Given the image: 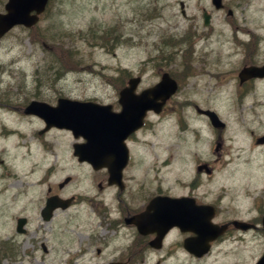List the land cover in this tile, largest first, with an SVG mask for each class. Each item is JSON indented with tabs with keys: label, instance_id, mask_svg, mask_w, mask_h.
<instances>
[{
	"label": "rangeland",
	"instance_id": "374dc122",
	"mask_svg": "<svg viewBox=\"0 0 264 264\" xmlns=\"http://www.w3.org/2000/svg\"><path fill=\"white\" fill-rule=\"evenodd\" d=\"M6 1L0 0V11ZM180 1L185 2L186 15ZM223 3L233 10L232 17L217 10L211 0H51L34 30L35 38L33 29L18 26L0 41V149L7 144L0 153V264H40L39 256L44 264H68L80 247L76 231L88 227L90 210L80 204L59 211L49 224L37 228L48 182L73 176L75 185L68 193L83 190L87 169L72 154V145L79 140L57 130L39 137L42 121L24 117L17 109L36 97L54 102L60 95L119 105L115 87L132 75H141L140 88H146L167 71L180 87L165 112L150 116L149 129L138 134L129 174L152 183L162 181L177 193L183 192L182 183L190 187L200 177L198 192L205 201L218 202L219 219L264 214V145L255 141L264 132V84H258L255 98L252 91L240 98L234 82L218 83L207 74L232 75L240 58L234 49L250 37L241 33L258 35L264 60V0ZM204 9L213 18L210 39L202 36L208 31ZM193 31V43L184 54L188 44L180 38ZM106 32L117 37L103 45L98 39ZM59 45L60 54L71 56L73 66L56 61ZM194 104L216 111L227 124L226 131L215 130L196 113ZM14 131L20 135L18 141L26 142L21 152L8 138ZM219 134L223 151L217 165ZM199 162L215 165L212 177L197 173ZM21 216L29 219V231L39 230L37 238L49 250L39 248L36 262L24 258V239L11 228ZM6 240L15 249L13 257L3 254ZM246 245L250 257L244 260L253 264L263 252L262 237L253 233ZM224 249V255L211 257L215 264L244 255L234 256L232 245Z\"/></svg>",
	"mask_w": 264,
	"mask_h": 264
},
{
	"label": "flooded vegetation",
	"instance_id": "af4514ba",
	"mask_svg": "<svg viewBox=\"0 0 264 264\" xmlns=\"http://www.w3.org/2000/svg\"><path fill=\"white\" fill-rule=\"evenodd\" d=\"M239 35L250 37L247 40L241 39L243 42L236 45L238 50L234 49L233 53L240 55V58L236 62V70L232 75L217 74L215 72H207V74L218 83L234 82L237 87L236 96L244 98L249 94V91H252V96L255 98L258 96V84H264V77H253L243 81L239 79V72L246 66L264 64V60L259 56L258 51V49L261 51L260 38L256 34L241 33ZM212 36L213 33L210 31L203 34L206 39H210ZM147 124L148 122L140 131L130 135L126 140L129 161L123 169L120 182L110 184L108 169L96 170L90 163L78 161L87 169L88 181L83 190L77 189L68 193V190L75 185L73 176L67 181L68 177H63L58 182L53 181L48 184L45 192L46 198L54 195H59L65 199L72 197V206H76L82 201V198H85L86 206L90 208L87 213L88 227L76 231L80 247L77 252L71 255V261H67V263L79 264L83 261L86 264H215L211 257L218 258L219 255H224V247L232 245L233 250L235 249L234 256L235 252H244V255L230 261H224L221 264H247L244 259L250 257L249 253H245L249 248H247L248 245L246 247L243 245L251 241V235L253 233L260 235L264 245L263 214L250 218L237 214L227 219L225 217L219 219L222 212L218 202L214 200L205 201L203 199L205 195L198 192L202 188L200 177L194 178L189 183L190 187L187 186L186 182L182 183L183 192L177 193L171 185L167 186L162 181L152 183L150 179H136L129 174V170L135 162L133 146L137 143L138 134L146 129ZM54 129L65 131V129L52 128L44 134H41L40 131L37 134L45 136ZM222 149L223 146L216 153L217 158L214 164L219 163ZM207 165L211 169V173L208 174L210 177L215 167L210 164ZM167 196L175 198L193 197L197 204L213 205L214 213L211 220L217 224L228 223L227 228H214L220 233L209 241L207 253L197 255L186 247L188 241L196 248L203 247L204 233L200 232L198 228L174 226L161 234L156 231L143 234L140 233L137 225L127 223V219L143 212L154 198ZM163 201L164 199L160 198L161 204L157 210L162 208ZM58 211L61 210L55 211L53 219ZM152 212H155V210L153 209ZM161 222L162 220L155 221L151 228L161 226ZM28 244L33 249L32 254H36L38 248L35 241L29 240ZM41 248L47 252V249L44 250L42 245ZM262 251L260 257L264 255V247ZM228 253L230 252H225V254ZM30 258L33 259L34 256H30ZM39 259L42 260V256H39ZM41 264H43V260Z\"/></svg>",
	"mask_w": 264,
	"mask_h": 264
},
{
	"label": "water",
	"instance_id": "95a60500",
	"mask_svg": "<svg viewBox=\"0 0 264 264\" xmlns=\"http://www.w3.org/2000/svg\"><path fill=\"white\" fill-rule=\"evenodd\" d=\"M48 1L8 0L5 12L0 13V39L15 25L23 24L27 27L35 25L39 20V14L45 11ZM213 2L218 8L222 5L221 0H213ZM250 70L256 73L254 75L264 73V68L255 67L245 69L244 72ZM140 80V77L131 78L129 85L121 90L120 103L123 108L118 113L110 111V106L69 99H60L57 107H51L45 102L32 101L25 109V113L39 114L49 126L67 127L74 131L76 137L80 135L85 137L86 143L76 145V155L80 160H88L98 165L101 163L106 142L108 144L122 142L127 135L143 125L148 110L160 112L166 100L178 89L177 82L168 73H164L158 84L136 94L135 90ZM199 111L209 115L215 127L225 125L214 111ZM200 169L202 166L199 167ZM176 202L180 201L169 200L171 205L165 211V215L172 224L182 225L180 213L174 212ZM134 222L139 224L137 219ZM19 224L21 226L23 220ZM258 264H264V257Z\"/></svg>",
	"mask_w": 264,
	"mask_h": 264
},
{
	"label": "trees",
	"instance_id": "16d2710c",
	"mask_svg": "<svg viewBox=\"0 0 264 264\" xmlns=\"http://www.w3.org/2000/svg\"><path fill=\"white\" fill-rule=\"evenodd\" d=\"M116 37H117V35H116ZM116 37L112 38L110 36L109 32H106V33H103V35L101 36V38L98 39V41H100L101 44L105 45L106 43L111 42L112 40H115ZM56 47H57V50L63 49V47L60 45L56 46ZM57 62L58 63L63 62L64 64L73 65L71 56H67V55L63 56V55L59 54Z\"/></svg>",
	"mask_w": 264,
	"mask_h": 264
},
{
	"label": "bare ground",
	"instance_id": "6f19581e",
	"mask_svg": "<svg viewBox=\"0 0 264 264\" xmlns=\"http://www.w3.org/2000/svg\"><path fill=\"white\" fill-rule=\"evenodd\" d=\"M19 133H17L16 131H14L12 133V135L10 137H8L9 139L12 140V148H15L17 149L19 152H21V148L25 146L26 142H21V141H18L19 139ZM0 140L1 137H0ZM6 143V142H5ZM7 149V144H5V147L4 148H1L0 149V153L3 151V150H6ZM18 176V175H17ZM13 177V176H12ZM17 178V177H16ZM31 190H34V188H30Z\"/></svg>",
	"mask_w": 264,
	"mask_h": 264
}]
</instances>
